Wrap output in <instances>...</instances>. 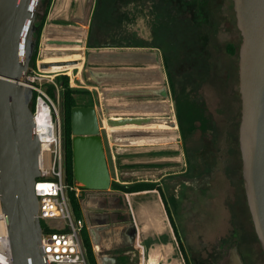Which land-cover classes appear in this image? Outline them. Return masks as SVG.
<instances>
[{
    "label": "rangeland",
    "instance_id": "obj_1",
    "mask_svg": "<svg viewBox=\"0 0 264 264\" xmlns=\"http://www.w3.org/2000/svg\"><path fill=\"white\" fill-rule=\"evenodd\" d=\"M97 5L100 10L95 16L96 19L106 18L107 14L112 15L111 8L118 7L117 0H96ZM44 6L45 2L41 3L40 0L35 22L41 19ZM135 7L137 18H134V23L130 26L138 29L137 32L140 34L137 33L136 36L139 39L145 40L144 37H148L149 41L155 39L165 46L166 40L170 42L175 38L174 35L166 33L167 28L170 27L168 23L175 22L172 17L184 18L182 21L184 20L183 24L186 27L185 32L192 36L193 41L196 40L199 48L197 49L201 50L205 56L213 57L203 63L206 65L207 62H211L214 68L210 70V78L202 85V95L205 96L206 112L212 114L215 126L214 129L199 136L187 135L185 144L180 131L172 140L164 135L162 139L141 141L134 140L138 137L132 135L130 137L132 140L127 144L129 149L131 148L128 151L130 156H143L144 153L141 152L148 146H165V149L171 150L170 154H164L166 158L173 159L171 167L165 166L171 174L164 177L157 176V178L159 177L158 181L161 182L162 187L168 183L167 187L165 186L168 200H170L169 194L176 196L177 203L173 205L169 201L170 211L174 222L178 223V231L191 264H226L230 260L231 248L234 246H236V254L244 264H264V252L253 227L241 172L238 146L240 97L237 74L241 36L235 24L232 0H168L165 5L162 0H140V7L139 3ZM96 19L91 23L92 26L98 23ZM205 22H216L213 28L214 33L210 38L203 27L207 24ZM65 23L66 21L47 22L45 20L43 22L36 49L35 66L31 65V56L28 68V71L35 68L39 73L40 79L36 82L52 100L53 105L50 104L52 116L59 118L60 123L62 119L60 83L55 81V78L57 74L65 72L69 76V83L71 78L70 84L74 86L78 66L77 63L66 67L40 66V63L45 61L57 63L73 59L79 61L77 58H80L78 55L80 41L77 40L81 37L75 36L69 30L60 29ZM104 38L107 37L104 36ZM208 43L210 51L205 50ZM227 44L234 46L235 51L232 54L227 52ZM68 46L79 47V50H63L62 47ZM45 48L51 49L50 51L62 48L61 52L65 53V56L52 61L44 60ZM59 52L55 54H62ZM68 52H76L78 57L73 54L68 55ZM171 52V54L175 53L173 49ZM187 66L188 63L184 60L182 64L173 67V75L183 82H197L200 79L196 75L202 78V70L207 69V67L198 66L191 71L192 74L194 73L191 77L185 75L189 71ZM48 82L55 84L54 96L46 91ZM187 85L190 86V82ZM131 128L140 130L136 125ZM117 129L121 128L117 127ZM104 142L105 150L109 154L108 141L105 139ZM120 142L123 140L116 143L123 146ZM140 144L146 145L140 146ZM156 155L159 154L145 155L143 162L148 165L136 166L137 172L129 170L125 176L139 177L146 173V175L152 174L147 175L148 177L155 178V175L163 169L158 164L160 162H151ZM182 213L185 214L183 223Z\"/></svg>",
    "mask_w": 264,
    "mask_h": 264
},
{
    "label": "crops",
    "instance_id": "obj_2",
    "mask_svg": "<svg viewBox=\"0 0 264 264\" xmlns=\"http://www.w3.org/2000/svg\"><path fill=\"white\" fill-rule=\"evenodd\" d=\"M95 7L96 0H51L45 19L47 22L66 21L60 29L81 37L77 40L80 41V58H77L74 86L88 89L91 102L87 105L94 106L103 145L105 139L109 145V154L104 146L111 179L109 187L90 189L76 180L74 182L83 230L97 264H185L178 244L179 239L182 241L178 223L174 222L170 211L169 201L173 205L177 203L176 196L169 194L168 200L165 190L168 183L162 187L158 181L159 177L171 174L166 167L172 166L173 159L164 156L171 150L165 146H148L143 148V156L136 157L130 156L128 151L131 148L127 146L132 135L138 137L134 140L141 141L162 139L164 135L172 140L180 131L162 49L147 44L148 37L139 39L136 36L140 34L138 29L130 24L114 28L98 22L92 26ZM62 48L79 50L74 46ZM62 48H56V51L45 48L44 60L65 56ZM57 51L62 54L56 55ZM72 54L77 55L68 52V55ZM135 117L148 120L128 121V118ZM109 118L117 119L118 123L107 124ZM135 125L140 130L130 129ZM120 140H123L120 142L123 146L116 143ZM152 153L159 155L153 156L151 162H160L158 164L163 168L155 178L146 173L139 177L125 176L129 170L137 172L136 166L148 165L143 158ZM138 181L155 182L158 187L128 191L113 185ZM183 219L185 214L182 213V223Z\"/></svg>",
    "mask_w": 264,
    "mask_h": 264
},
{
    "label": "water",
    "instance_id": "obj_3",
    "mask_svg": "<svg viewBox=\"0 0 264 264\" xmlns=\"http://www.w3.org/2000/svg\"><path fill=\"white\" fill-rule=\"evenodd\" d=\"M39 1L0 0V201L13 264H54L43 257L40 246L41 224L34 192L40 142L32 132L33 90L23 83L36 45L33 34ZM232 6L241 36L237 74L243 188L264 252V0H232ZM75 63V59L45 61L40 66L66 67ZM107 122L118 123L113 118ZM71 141L74 179L86 188H108L110 173L93 105L72 106ZM231 251L229 264H244L236 254V246Z\"/></svg>",
    "mask_w": 264,
    "mask_h": 264
},
{
    "label": "trees",
    "instance_id": "obj_4",
    "mask_svg": "<svg viewBox=\"0 0 264 264\" xmlns=\"http://www.w3.org/2000/svg\"><path fill=\"white\" fill-rule=\"evenodd\" d=\"M43 1L45 2V6L41 13V19L36 20L35 22L37 27L33 35L36 37V45L34 49L35 51L33 52L32 55V62H31L32 66L33 65L35 66L34 61H35L37 45L39 42L40 31L42 29L43 22L46 19L48 8L51 3V0H41V3ZM162 2L163 5H165L168 2V0H162ZM117 3H118L117 5L118 7L115 6L114 8H111L112 15L107 14L105 16L106 18L100 17L99 19H96L95 17L97 12L100 10V8L97 5L95 7V10L93 11L91 22H94V20L96 19L98 20V22H103V24L114 28H120L122 24L123 25L131 24V23L133 24L134 23L133 20L136 17L135 6H137L138 0H117ZM156 9H157V5H156ZM156 14L157 11L155 10V15ZM182 19L177 17H172V20H175V22L168 23L170 27L167 28L166 33L174 35L175 38H173L170 42L166 40L165 46L163 44H160L155 39L145 42H147V44L149 45H157L162 49V60L166 70L171 95L173 98L176 120L179 126L180 135L182 136V140L184 143L186 142V137L189 134H195L199 136L206 131H210L211 129H214L215 121L212 117V114H208L206 112L207 106H206L205 96L202 95V85L206 82V80H208V78H210V70L214 68L211 62H207L206 65L203 63L206 60L212 59L213 57L210 55L205 56V54L201 50L200 51L198 50L199 48L197 47L196 40L193 41L192 36L188 32H185L186 27H184L183 24L184 20L182 21ZM159 23H163V22H159ZM215 23L216 22L213 23L210 22L207 23L206 26L203 25L205 32L207 31L209 35V38L214 33L213 28H215ZM209 43L206 48L204 46L205 50L210 51ZM226 48L228 53L232 54L235 51V48L232 44H227ZM171 49L175 51L174 54H171L172 53ZM184 60L186 61V63H188L187 67L189 69L188 73L185 74L186 76L189 75L191 77L194 76V73L192 74L191 71L194 70V68H197L198 66H201L203 68L207 67V69L202 70L201 73L202 78H200L199 75H196L197 78L200 79V81L197 82L189 81L190 86L187 85L189 84L188 81L183 82V80L177 79L173 75V71H172L173 67L182 64ZM205 70H207V72H205ZM193 79L197 80L194 77ZM55 81L60 83V95H61V103H62L61 128H62V142H63V152H64L65 180L66 183L71 185L74 184L75 182L73 175V156H72V141H71V108L72 106L78 104H84V105L90 104L91 98L88 89L70 85L69 76L65 72L57 74ZM54 88H55L54 83L51 82L47 83L46 91L52 96H54ZM35 95L36 92L33 91V96L31 101L32 109L34 108ZM113 185H116L128 191L143 189V188L158 187V185L155 182H149V181H138L127 185H122V184L120 185L114 183ZM67 196L73 215L75 216V218H80L79 202L77 196L74 193V188L67 189ZM173 229L175 234L178 235L177 229L174 224H173ZM80 239L85 250L87 263L97 264L93 256L92 247L90 246L85 231L83 230V227L81 228L80 231ZM179 240H178V244L182 250L185 264H191L183 247L182 241Z\"/></svg>",
    "mask_w": 264,
    "mask_h": 264
},
{
    "label": "built area",
    "instance_id": "obj_5",
    "mask_svg": "<svg viewBox=\"0 0 264 264\" xmlns=\"http://www.w3.org/2000/svg\"><path fill=\"white\" fill-rule=\"evenodd\" d=\"M25 77L26 82L23 83L29 84L36 92L32 109L34 115L32 132L38 136L40 148L37 156L39 175L34 183V192L38 198L36 215L41 224L40 246L43 257L54 264H88L80 239L83 221L73 215L67 196V189L74 188V184L69 185L65 180L60 120L52 116L51 109L47 125L48 136H42L40 125L35 120L38 114V103L40 99L48 105H53V102L41 85L36 82L40 76L35 68L27 70ZM43 142L47 144L43 145ZM0 264H13L1 201Z\"/></svg>",
    "mask_w": 264,
    "mask_h": 264
},
{
    "label": "bare ground",
    "instance_id": "obj_6",
    "mask_svg": "<svg viewBox=\"0 0 264 264\" xmlns=\"http://www.w3.org/2000/svg\"><path fill=\"white\" fill-rule=\"evenodd\" d=\"M50 111L51 107L48 105L45 101L42 99L39 100L38 103V114L35 117V120L37 121L38 125H40V130L42 132L43 137L48 136V120L50 117ZM46 142H43V145H46Z\"/></svg>",
    "mask_w": 264,
    "mask_h": 264
},
{
    "label": "flooded vegetation",
    "instance_id": "obj_7",
    "mask_svg": "<svg viewBox=\"0 0 264 264\" xmlns=\"http://www.w3.org/2000/svg\"><path fill=\"white\" fill-rule=\"evenodd\" d=\"M138 3H139V7H140V0H138Z\"/></svg>",
    "mask_w": 264,
    "mask_h": 264
}]
</instances>
